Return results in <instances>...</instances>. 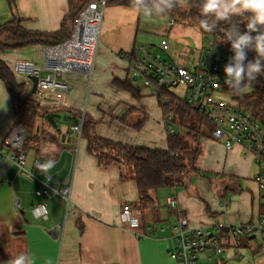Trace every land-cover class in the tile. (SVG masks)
I'll return each mask as SVG.
<instances>
[{
	"label": "crops",
	"instance_id": "0c3cea01",
	"mask_svg": "<svg viewBox=\"0 0 264 264\" xmlns=\"http://www.w3.org/2000/svg\"><path fill=\"white\" fill-rule=\"evenodd\" d=\"M87 1L97 0H73L72 10L69 0H13V8L8 0H0V27L17 18L28 31L54 34L63 28L69 36L76 18L71 22L70 15L77 14ZM106 1L110 4L104 11L91 71L96 90L89 114L79 115L88 79L84 74L70 72L61 76L70 89L59 101L38 94V90L32 95L27 78L14 75L19 83H25V98L39 103L48 113L47 119L40 121L47 133H50L47 130L54 132L56 141L44 148L40 159L46 164L52 162L48 171L55 182L70 181V201L77 216H66L63 201L44 199L49 218L47 221L34 219L31 205L41 201L35 192L42 187L45 177L40 175L38 181H29L18 175L10 160L0 159V264H6L20 253L29 254L33 264H175L168 256L170 226L179 218H186L191 228L256 223L261 218L264 196L254 182L257 165L245 158L242 148L227 151L222 142L214 141L205 130L198 139L196 171L187 173L181 185L152 193L154 205L144 209L139 206L132 172L117 165L101 168L96 158L87 153L86 141L81 137L87 120L99 138L132 147L166 150L168 136L164 114L148 90L142 93L137 87L140 98L134 99L112 85L114 80L132 82L125 57L134 58L143 45H138L141 14L131 7L111 4L114 0ZM174 26L175 22L170 27ZM3 37L0 34V40ZM204 42L200 50L181 53L177 59L174 54L177 47H171L168 40L166 52L160 51L159 45L144 46L161 54L165 61L192 67L201 57ZM55 48L37 46L8 51L0 54V61L11 72L17 61H29L44 69L48 52ZM45 75L42 71L41 76ZM102 85L110 97L104 96ZM152 99L156 100L161 114L158 119L156 116L155 120H148ZM49 121H53L55 128ZM153 121L157 128L149 133L147 127ZM19 123L22 124L16 105L7 86L0 81V146ZM138 125H141L139 129ZM25 154L26 165L27 155L31 154L26 168L33 171L38 159L34 151ZM15 197L19 200V212L13 208ZM170 198L177 200L174 209L167 206ZM127 205L136 210L140 219L135 231L129 230L121 220ZM54 227H59V231L52 233ZM6 242L8 247L3 246ZM212 255L218 263L208 261L204 255L200 264H264V246L259 239H242L224 254Z\"/></svg>",
	"mask_w": 264,
	"mask_h": 264
},
{
	"label": "built area",
	"instance_id": "2783aa9c",
	"mask_svg": "<svg viewBox=\"0 0 264 264\" xmlns=\"http://www.w3.org/2000/svg\"><path fill=\"white\" fill-rule=\"evenodd\" d=\"M105 7L106 0L85 3L78 10L70 38L48 52L44 69L29 61H17L12 69L13 74L24 78L37 77L38 94L61 100L70 89L69 83L61 79L63 74L78 72L86 77L91 75ZM173 24L171 21L170 26ZM168 48L167 40L162 39L160 51L166 52ZM230 57L232 55L229 51L214 44L212 40H207L200 59L192 67L165 61L161 54H154L144 45L138 48L134 58L128 55L125 60L132 72L135 87L148 90L166 105L172 99L180 101L206 121L211 138L222 142L227 151L235 147L242 148L245 158L257 165L254 182L264 196V121H257L249 113L238 109L224 92L227 87L224 66ZM42 71L46 72L43 77ZM180 88L184 92L183 97H177L173 93L174 89ZM164 126L168 136L176 132L171 114L164 115ZM74 132L80 133L78 129H74ZM26 139L27 134L22 124H17L0 146V159L10 160L17 168L18 175L29 181H38L40 175L45 177L42 187L35 192V196L41 201L32 205V216L36 220L47 221L49 212L43 200L58 199L66 205V216L75 218L77 212L70 201V181L64 184L55 182L48 174V167H45L47 164L39 160H35L33 171L26 168V154L22 150ZM1 185L0 182V187ZM177 204L174 198L167 200L170 209L176 208ZM13 208L14 211L19 209L17 197ZM121 220L131 231L140 226L136 210L129 205L124 206ZM170 229L172 235L169 238L171 248L168 256L175 264H200V258L204 255L208 261L218 263L212 254H224L245 238L259 239L264 246V216L256 223L212 228H191L186 218H179ZM56 231H59V227L51 229L52 233ZM136 236L141 237L139 234ZM208 253L211 256H207Z\"/></svg>",
	"mask_w": 264,
	"mask_h": 264
},
{
	"label": "trees",
	"instance_id": "16d2710c",
	"mask_svg": "<svg viewBox=\"0 0 264 264\" xmlns=\"http://www.w3.org/2000/svg\"><path fill=\"white\" fill-rule=\"evenodd\" d=\"M197 3L198 0H190L186 14L180 12L179 8L167 14L171 17L177 14L191 25L199 27L198 17L200 16V10L196 6ZM8 4L10 8H13V0H8ZM69 4L72 10L74 8L73 0H69ZM108 4L110 2L106 1V6ZM111 4L130 7L129 0H114L111 1ZM76 15H70L71 22ZM234 19L239 22L241 32L247 30L246 17ZM228 26L227 23L222 21L214 32H205L199 28L205 41L212 40L214 44L226 49L233 56L231 43L223 39L224 33L220 31L221 28ZM0 34H4V37L0 40V54L28 47H57L66 42L71 36V33L69 36L66 35L63 28L60 32L54 34L28 31L22 27V21L17 18L1 26ZM252 35H256V33H252ZM256 55V52L253 50L247 51L245 63L255 59ZM0 81L7 86L8 93L15 105L17 104L16 109L20 122L31 132L29 139L23 145V152L34 151L37 159L42 161L40 159V151L29 148V145L31 142H35L36 137L40 136L37 130L33 131L36 129L37 120L47 119L48 113L45 110H40L35 101L26 100L24 95L25 83H19L14 74L1 61ZM112 85L117 90L129 93L134 99L140 98L139 89L133 86L131 81L118 82L114 80ZM224 92L238 109L249 113L257 121H264V75H259L251 86H245L238 93L228 90L227 87L224 89ZM156 99L163 114L172 115L176 131L173 135L167 136L166 150L132 147L99 138L94 134L92 125L87 122H84L81 130V137L87 144V153L96 158L101 168L111 165L128 166L131 168L133 181L138 191L139 206L142 209L154 205L152 193L179 186L187 173L196 171L194 165L199 154L198 139L202 136L204 130L210 133L206 121L180 101L172 99L171 103L166 105L161 102V99ZM49 122L51 127L55 128L53 121ZM140 127L141 125H138L136 128L139 129ZM32 131L34 132V136L32 135ZM261 211L260 215L262 217L264 216V207H262Z\"/></svg>",
	"mask_w": 264,
	"mask_h": 264
},
{
	"label": "clouds",
	"instance_id": "9594fccd",
	"mask_svg": "<svg viewBox=\"0 0 264 264\" xmlns=\"http://www.w3.org/2000/svg\"><path fill=\"white\" fill-rule=\"evenodd\" d=\"M190 0H129L130 7L147 17L171 13L183 9ZM199 27L205 32H214L220 22L229 26L221 28L223 39L231 43L234 53L224 66L227 89L238 93L251 86L259 75H264V0H198ZM246 17V31L241 32L234 18ZM256 33V35H252ZM256 52V58L245 63L247 51ZM49 161L45 167H51ZM6 264H33L29 254L20 253Z\"/></svg>",
	"mask_w": 264,
	"mask_h": 264
},
{
	"label": "rangeland",
	"instance_id": "374dc122",
	"mask_svg": "<svg viewBox=\"0 0 264 264\" xmlns=\"http://www.w3.org/2000/svg\"><path fill=\"white\" fill-rule=\"evenodd\" d=\"M179 11L186 14L188 11V4L183 9L179 8ZM170 21L175 22L174 27H170V25H169ZM162 39L168 40L171 47L172 46L177 47V50L174 52L175 58H176V56L178 57L179 55H181V53L186 52V54H187V52L191 51L192 49L197 50V51L200 50V48L202 47L203 41H204V39L201 36L200 28L197 25H191L187 20L182 19L177 14H175L174 17H171L170 15H168L166 13L162 14V15H153L151 17H147V16H144L141 14L140 24H139L138 45L143 44L147 47H149V46L158 47V45ZM182 48H184V50ZM153 53L155 54L157 52H153ZM92 76L93 75L91 72L90 77H88V79H86V81H87V84L85 87L86 88L85 89L86 94H85V99L83 101V106H82L81 112L79 114L80 117H82L83 114H85L86 112H88V114H89L93 108V101H94V97H95L94 94H95V90H96V84H95V81H94V83H92ZM129 78L132 79V72H130ZM93 79L95 80V77H93ZM104 86L105 85H102V88H103L102 91L104 93V96L107 97L108 96V93H107L108 89ZM138 88L140 89V91L142 93L145 92L144 88H142L140 86H138ZM173 93L176 94L177 97H183V95H184V92L181 88L180 89H174ZM108 97H110V96H108ZM26 100L31 101L30 99H26ZM37 104L39 105V103H37ZM16 107H17V104H16ZM149 107L151 108L152 113L147 114L148 120H150V119L152 120V118L155 120L156 116H158L157 119L160 118L159 116L161 113H160V110L158 109V106L156 104L155 99H152V106L149 105ZM40 110H42V109L40 108ZM141 118H143V117H141ZM87 123H90L89 120H87ZM23 126H24V124H23ZM35 128L36 129H34L33 131L37 130V128H38L37 133H39L40 136L36 137L35 142H31V144L29 145V148H34V149L39 150L40 151L39 154H40L41 152H43L44 148L49 147V145H51L52 143H54L56 141L55 140V134L52 130H47L48 132H50V133H47L43 129L44 124L42 125V122L40 121V119L37 120ZM156 128L157 127H156L155 121H153L148 125L147 130L149 131V133L152 130H153V132H155ZM24 129L28 135L26 140H28L31 132H29L25 126H24ZM33 131H32V135L34 136ZM40 131H41V133H40ZM30 160H31V154H28L26 167L28 166V162ZM124 167L128 170L129 173L132 172L130 167H128V166H124ZM48 174H49V171H48ZM18 210L16 212H19ZM28 215H29V213H28ZM5 245H7V247H8V245H9L8 242L3 244V246H5Z\"/></svg>",
	"mask_w": 264,
	"mask_h": 264
},
{
	"label": "water",
	"instance_id": "95a60500",
	"mask_svg": "<svg viewBox=\"0 0 264 264\" xmlns=\"http://www.w3.org/2000/svg\"><path fill=\"white\" fill-rule=\"evenodd\" d=\"M27 80L31 84V94L32 95H35L36 92H37V82H38V78L37 77H28Z\"/></svg>",
	"mask_w": 264,
	"mask_h": 264
}]
</instances>
